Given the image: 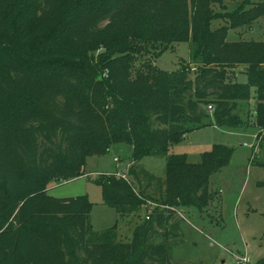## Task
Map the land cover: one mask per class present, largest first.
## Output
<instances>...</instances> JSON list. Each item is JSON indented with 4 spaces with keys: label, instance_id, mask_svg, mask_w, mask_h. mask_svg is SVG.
Wrapping results in <instances>:
<instances>
[{
    "label": "trees",
    "instance_id": "16d2710c",
    "mask_svg": "<svg viewBox=\"0 0 264 264\" xmlns=\"http://www.w3.org/2000/svg\"><path fill=\"white\" fill-rule=\"evenodd\" d=\"M263 17L264 1L250 0L233 10L225 0H0V264H173L158 242L172 209L205 210L234 149L215 144L190 162L171 147L208 124H253L264 150V41H228ZM178 42L193 46L194 77L155 63ZM240 67L247 82L229 76ZM120 144L132 148V179L97 184L106 205L137 221L125 241L117 223L94 229L87 195L50 194ZM149 156L166 162L157 200L133 182Z\"/></svg>",
    "mask_w": 264,
    "mask_h": 264
},
{
    "label": "rangeland",
    "instance_id": "374dc122",
    "mask_svg": "<svg viewBox=\"0 0 264 264\" xmlns=\"http://www.w3.org/2000/svg\"><path fill=\"white\" fill-rule=\"evenodd\" d=\"M242 1L225 0V7L227 10L236 9ZM215 8L221 10L217 5ZM219 22L214 21L213 28ZM242 39L264 41V17L256 21L252 28L230 31L228 41ZM193 52L191 42H178L158 57L155 63L168 72H177L187 66L193 69L194 77L199 63ZM141 61L137 62V66ZM242 68L235 71V77L232 72L229 76L247 82V75ZM249 103H244L242 108L238 103L235 112L241 115L249 112L256 101L251 100ZM208 110L212 112L213 109ZM244 117L247 120V116ZM253 121L250 119V123ZM258 133L259 130L253 124L232 129L208 124L189 133L184 141L171 147V153L188 154L190 162H199L201 154L210 151L215 144L228 145L234 149L229 165L210 179V192L214 197L208 207L203 211L194 207L182 210L183 217L178 215L173 221L169 235H160L158 242H168L173 264H236V255L239 253H246L250 264H259L264 259V150L260 147L261 137H258ZM114 156H118L119 161L113 160ZM131 163L128 145H115L106 155L89 157L82 177L52 183L50 194L58 198L87 195L94 204L90 215L94 229L104 231L117 223L119 239L125 241L132 235L137 221L130 216L120 217L115 208L106 205L97 181L102 174L115 173L116 165L119 171H123ZM138 164L139 167L134 168L143 170L139 171L138 180H133L136 190L143 191L154 200L159 199L164 188L165 159L149 156ZM127 177L132 179L128 173ZM149 206L153 209L155 204ZM142 211L145 212L144 209Z\"/></svg>",
    "mask_w": 264,
    "mask_h": 264
},
{
    "label": "built area",
    "instance_id": "2783aa9c",
    "mask_svg": "<svg viewBox=\"0 0 264 264\" xmlns=\"http://www.w3.org/2000/svg\"><path fill=\"white\" fill-rule=\"evenodd\" d=\"M209 109H213L212 106H209ZM247 145V144H245ZM115 161H119V158H115ZM113 175H116L117 177H122V178H128L127 174L117 170L115 173H113ZM147 218L149 219V216H147ZM236 264H250L249 258L247 256L246 253H239L236 255Z\"/></svg>",
    "mask_w": 264,
    "mask_h": 264
},
{
    "label": "crops",
    "instance_id": "0c3cea01",
    "mask_svg": "<svg viewBox=\"0 0 264 264\" xmlns=\"http://www.w3.org/2000/svg\"><path fill=\"white\" fill-rule=\"evenodd\" d=\"M240 69V68H239ZM243 69V68H242ZM129 147V149H130V151H131V153H132V148L130 147V146H128ZM115 158H118V156H114V159L113 160H115ZM134 163H131L130 165H128L127 167H126V169H123V171L122 172H124V173H128L129 174V169H130V167L133 165ZM116 168H117V170L119 169V167H118V165H116ZM173 210V213H175L174 211H176V213H175V215L173 214V216H174V218L173 219H171V224L173 223V221L174 220H176L177 219V216L178 215H180V216H182L183 217V215L181 214V211L182 210H184V209H182V208H176V209H172Z\"/></svg>",
    "mask_w": 264,
    "mask_h": 264
}]
</instances>
